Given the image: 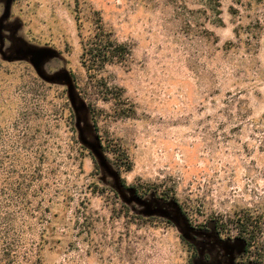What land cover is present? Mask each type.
I'll list each match as a JSON object with an SVG mask.
<instances>
[{"label": "rangeland", "instance_id": "374dc122", "mask_svg": "<svg viewBox=\"0 0 264 264\" xmlns=\"http://www.w3.org/2000/svg\"><path fill=\"white\" fill-rule=\"evenodd\" d=\"M78 1L0 0V124L46 139L45 264H237L235 213L264 223V0ZM95 10L130 48L102 72L118 100L81 64L76 15L87 32ZM214 221L232 238L190 226Z\"/></svg>", "mask_w": 264, "mask_h": 264}, {"label": "trees", "instance_id": "16d2710c", "mask_svg": "<svg viewBox=\"0 0 264 264\" xmlns=\"http://www.w3.org/2000/svg\"><path fill=\"white\" fill-rule=\"evenodd\" d=\"M77 3L79 4L78 0ZM95 13L98 17L97 22L87 32H84L85 28L80 16L76 15L77 29L82 44L81 64L87 72L88 82L98 90L103 99L118 100L122 94L113 92L119 87L110 86L102 72L109 64L126 61L130 55V48L126 43L114 37L113 31L104 24L100 12L95 10ZM72 82L75 83L74 80ZM66 111L69 112L68 115L65 114ZM58 114H60V119L64 118L67 123L72 122V109L67 102L61 104ZM29 124L27 121V128ZM39 128L34 129L30 126L29 129L17 133L2 128L0 124V264H45L43 249L50 208L44 205L47 200L44 194L47 190V183L43 182L47 174L44 167L47 154L41 147V142L46 139L41 137L43 132ZM94 128L101 151L110 161L106 154L110 145L109 143L108 145L103 144L95 118ZM89 152L95 165L99 167L97 156L93 151ZM111 152L115 154L117 166L115 170L122 186L125 187L120 172L121 169L131 170L132 161L120 145L118 149H111ZM131 188L138 194L135 187ZM154 192L157 190L154 189ZM175 203L178 204V201ZM178 206L180 207L179 204ZM235 214L237 217L231 222L238 231L234 237L243 243V257L246 262L252 261L260 264L251 255V247L259 241L264 231V223L259 218L260 216L254 217L249 210ZM38 225L42 229L35 237L34 231ZM190 226L199 230L210 228L221 239L232 238L229 233L223 235V226L218 221L197 226L190 224ZM189 243L196 255L195 246Z\"/></svg>", "mask_w": 264, "mask_h": 264}, {"label": "flooded vegetation", "instance_id": "af4514ba", "mask_svg": "<svg viewBox=\"0 0 264 264\" xmlns=\"http://www.w3.org/2000/svg\"><path fill=\"white\" fill-rule=\"evenodd\" d=\"M214 233H215V235L217 236V238H219L220 240H224V239H221L215 231H214ZM228 240H229V239H228ZM196 252H197V249H196ZM197 254H198V252H197ZM207 258L209 259V256H207ZM235 262H236L237 264H243V263L246 262L245 259H244V257H243V250L241 251V253H239V254L236 255V257H235ZM250 262L253 263L252 261H249V263H250Z\"/></svg>", "mask_w": 264, "mask_h": 264}, {"label": "water", "instance_id": "95a60500", "mask_svg": "<svg viewBox=\"0 0 264 264\" xmlns=\"http://www.w3.org/2000/svg\"><path fill=\"white\" fill-rule=\"evenodd\" d=\"M73 82H72V80H71V82L69 83L70 85L72 84ZM96 138H97V136H96ZM97 140H98V138H97ZM98 146H99V149H100V152L99 153H96V152H94V154L97 156V158H98V160H99V164H101V158H100V155L102 156V157H104V159H105V156H104V154L102 153V151H101V148H100V145H99V141H98ZM116 175L118 176V178H119V175H118V173H117V171H116ZM132 190H133V192H135L134 191V189L133 188H131Z\"/></svg>", "mask_w": 264, "mask_h": 264}]
</instances>
